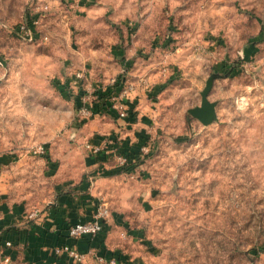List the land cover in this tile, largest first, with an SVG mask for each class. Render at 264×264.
Segmentation results:
<instances>
[{"label":"rangeland","instance_id":"rangeland-1","mask_svg":"<svg viewBox=\"0 0 264 264\" xmlns=\"http://www.w3.org/2000/svg\"><path fill=\"white\" fill-rule=\"evenodd\" d=\"M76 1L0 0V191L39 207L82 183L93 163L75 134L93 117L70 77H120L154 110L135 172L99 183L139 232L120 238L126 264H264V0ZM25 17L33 40L16 34ZM210 75L217 119L203 126L187 111Z\"/></svg>","mask_w":264,"mask_h":264},{"label":"crops","instance_id":"crops-1","mask_svg":"<svg viewBox=\"0 0 264 264\" xmlns=\"http://www.w3.org/2000/svg\"><path fill=\"white\" fill-rule=\"evenodd\" d=\"M87 2L79 0L74 12H84L88 6ZM74 16L71 18H78ZM69 47L71 50L74 49L72 43ZM139 76L143 77V74ZM105 87L97 88L98 94L102 95L101 98L95 100V95L93 96L92 102L94 108L99 111L98 114L87 119L88 121H85L75 134L76 141L82 142V151H86V156L93 163L88 169L84 167L85 180L82 183L71 184L68 183L71 180L65 178L66 182L58 183L56 186L54 198L39 207H30L24 202L11 200L6 193L0 191V264H91L90 259L99 263L98 258L107 261L112 257L117 259V264H126L127 260L124 257L127 254L120 250L118 244L120 238L132 240L138 237L139 232L124 221L122 216L110 215L111 209L109 217L103 222V230L98 235L78 240L67 237L70 225L78 221H88L98 202L102 199L107 201L105 197L110 193V188L101 189L99 183H112L115 178L109 174L120 171L131 175L135 172L139 158L145 157L148 151L144 143L145 135L150 132V128L146 124L149 121L147 118L153 116L154 110L143 106L141 100L143 91L129 92L123 88L121 92L116 93ZM81 90L84 91L80 88ZM76 95L72 97V102L79 112L81 101ZM101 103L109 109L104 112L100 110L98 106ZM114 104L120 105L127 112H132L134 120L120 118L112 109ZM101 145L105 146V150L98 154L91 151L92 147ZM109 151L126 156L134 165L129 163L127 166H119ZM56 157H60L66 163L69 161V156L65 152L57 154ZM0 163H3L1 159ZM102 168L104 172L97 175ZM59 174V171H56V175ZM94 185L99 189L93 188ZM107 203L109 205L108 201ZM30 214L34 216L30 217ZM6 243H10V246H6ZM65 244L86 253L85 262L76 263L66 255L54 253V248Z\"/></svg>","mask_w":264,"mask_h":264},{"label":"built area","instance_id":"built-area-1","mask_svg":"<svg viewBox=\"0 0 264 264\" xmlns=\"http://www.w3.org/2000/svg\"><path fill=\"white\" fill-rule=\"evenodd\" d=\"M77 3L79 1H76ZM76 3V4H77ZM37 24V20L34 19V17L27 18L25 17V20L23 23H21L17 28H16V34L25 40H33L36 36L35 32V25ZM83 78V73H75V75H72L70 77L69 84L74 85L77 87L78 90H80V87L77 86L78 83ZM120 79V77H116L111 84L116 82V80ZM121 81V79H120ZM110 84V85H111ZM76 91V93L78 92ZM123 90V86H122ZM121 90V91H122ZM127 91L130 92L132 88H127ZM120 91V92H121ZM81 95L79 97V100L81 101V107L79 108V113L84 117V118H91L93 116H96V114L93 112L91 108L93 96L95 93V88L93 89H88L85 88L84 91L81 90ZM119 93V92H118ZM112 109H114L118 116L120 118H126L127 117V111L122 108L120 105L114 104ZM105 150V146H95L91 148V151L94 154H98L101 151ZM38 153H43L45 154V148L42 146L38 149ZM108 153L113 154L114 159L116 163L119 166H127L131 161L129 159L122 155V154H117L115 152L109 151ZM109 215V207L108 204L104 200H100L98 204L96 205L91 218L88 221L81 222L78 221L72 225H70L67 229V237L71 240H78L84 237H94L98 235L99 233L102 232L103 230V222ZM34 214H30V217H33ZM6 246H10V243H6ZM54 253L56 255H66L69 259L76 263H83L86 260V253L79 252L76 248L73 246H69L67 244L61 245L59 247L54 248ZM8 259H5L7 261ZM98 262L101 264H117V259L115 257H112L111 259L105 261L102 258H98Z\"/></svg>","mask_w":264,"mask_h":264},{"label":"water","instance_id":"water-1","mask_svg":"<svg viewBox=\"0 0 264 264\" xmlns=\"http://www.w3.org/2000/svg\"><path fill=\"white\" fill-rule=\"evenodd\" d=\"M216 78L215 75H210L206 81L204 88L200 92V103L198 106H195L189 109L187 112L203 126H207L212 122L216 121V112H215V102H211L208 99V94L212 88L213 81Z\"/></svg>","mask_w":264,"mask_h":264},{"label":"trees","instance_id":"trees-1","mask_svg":"<svg viewBox=\"0 0 264 264\" xmlns=\"http://www.w3.org/2000/svg\"><path fill=\"white\" fill-rule=\"evenodd\" d=\"M105 88H106V89H107V88L110 89V92H116V93H118V92H120V91L122 90V83H120V79L117 78L116 82H114V83L111 84V85H110V84H109V85H106ZM97 91H98V89H95V93H94L95 98H96L95 100H97V99H99V98L102 97V95H99ZM80 95H81V92H80V90H78L77 95H76V98H77V97L79 98ZM91 108H92V110H93L94 113L96 112L95 114H98L99 111H98L97 109L94 108V102H92V104H91ZM98 108H99L100 110H102L103 112L109 109L108 107L105 106L104 103H101V104L98 106ZM133 118H134L133 113L130 112V111H128V112H127V117H126V119H128L129 121H132V120H134Z\"/></svg>","mask_w":264,"mask_h":264}]
</instances>
